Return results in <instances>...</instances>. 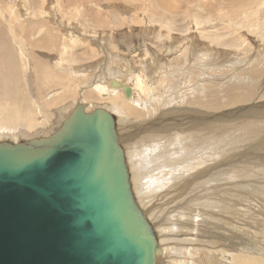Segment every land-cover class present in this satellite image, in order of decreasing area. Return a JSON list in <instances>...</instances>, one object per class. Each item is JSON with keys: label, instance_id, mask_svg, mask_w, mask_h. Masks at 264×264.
I'll list each match as a JSON object with an SVG mask.
<instances>
[{"label": "rangeland", "instance_id": "obj_1", "mask_svg": "<svg viewBox=\"0 0 264 264\" xmlns=\"http://www.w3.org/2000/svg\"><path fill=\"white\" fill-rule=\"evenodd\" d=\"M0 83L1 117L31 125L0 119V143L50 138L78 106L113 116L156 264L264 261V0H0Z\"/></svg>", "mask_w": 264, "mask_h": 264}, {"label": "water", "instance_id": "obj_2", "mask_svg": "<svg viewBox=\"0 0 264 264\" xmlns=\"http://www.w3.org/2000/svg\"><path fill=\"white\" fill-rule=\"evenodd\" d=\"M156 251L110 113L78 106L50 138L0 143V264H156Z\"/></svg>", "mask_w": 264, "mask_h": 264}, {"label": "bare ground", "instance_id": "obj_3", "mask_svg": "<svg viewBox=\"0 0 264 264\" xmlns=\"http://www.w3.org/2000/svg\"><path fill=\"white\" fill-rule=\"evenodd\" d=\"M74 41V40H73ZM17 66V65H16ZM15 66L14 65H12V66H10V67H8V69H12V70H14L15 68H14ZM36 67V66H35ZM35 67H34V70H35ZM40 68V67H39ZM38 69V68H37ZM37 69L35 70L36 72H37ZM15 72H16V70H15ZM35 74H37V73H35ZM20 75V74H19ZM96 75V74H95ZM36 76V75H35ZM28 80V79H27ZM7 81V80H6ZM6 81H5V83H6ZM4 82V81H3ZM9 82V81H8ZM15 82H16V80H15ZM54 82V81H53ZM4 83V84H5ZM14 83V82H13ZM52 83V82H51ZM0 84H2V83H0ZM8 84V83H7ZM28 84V83H27ZM26 84V85H27ZM16 85V84H15ZM48 85V84H47ZM102 85V84H101ZM5 86H7V87H5L6 89L8 88V85H6L5 84ZM13 86H14V84H13ZM19 86V85H18ZM21 86V85H20ZM137 86H138V88H139V90L141 91V92H143L144 93V88H143V82H142V80H138L137 81ZM27 87H28V85H27ZM110 87L111 88H113V89H116L115 87H124V86H122V85H119V83H117V82H115V81H112L111 82V84H110ZM18 88V87H17ZM17 88H15L14 87V92H12V93H9V92H6L5 91V98L6 99H11L12 97H18V95H19V90L17 89ZM42 89V88H41ZM45 89V88H44ZM3 94V95H4ZM21 94V93H20ZM210 94V93H209ZM124 95H125V93H124ZM132 97V96H131ZM210 97H212V96H210ZM208 98V99H211V98ZM19 99V98H18ZM131 99V98H130ZM216 99V98H215ZM6 101V100H5ZM12 101V100H11ZM17 101V100H16ZM207 101V100H206ZM210 101V100H209ZM7 103H9L8 101H7ZM22 103V102H21ZM15 104H18L17 102H15ZM32 104V103H31ZM9 105V104H8ZM7 105V106H8ZM138 105V104H137ZM11 106V105H10ZM85 106V105H84ZM1 107V106H0ZM62 107V106H61ZM133 107V106H132ZM124 108V110L129 114V115H131L132 117H135V114H137L135 111H133V109L132 108H129V107H127V108H125V107H123ZM21 108H20V106H15V108L14 107H12V108H5V110L6 111H3L4 113L6 112V114L4 115L3 114V117H1L2 115H0V119H2V120H4L5 121V123L7 124L6 126L7 127H10V128H15V126H19V125H27V126H31L30 125V123L28 122V120H27V113L24 111V109H23V112L20 110ZM61 109V108H60ZM59 109V110H60ZM3 110V109H2ZM58 110V111H59ZM30 111V110H29ZM106 111V110H105ZM25 112V113H24ZM85 112V111H84ZM86 113V112H85ZM91 113V112H90ZM109 113V112H108ZM41 114V113H40ZM46 115V114H45ZM48 115V114H47ZM138 116V115H137ZM67 117V116H66ZM65 117V118H66ZM140 117V116H139ZM31 118V117H30ZM29 118V119H30ZM42 119H44V118H42ZM46 119V118H45ZM30 120H32V119H30ZM32 122H35V121H33L32 120ZM46 122V121H45ZM2 123V122H1ZM32 125H33V123H32ZM34 125H36V124H34ZM36 127V126H35ZM27 128H29V127H27ZM33 128V127H32ZM32 128H31V130H32ZM44 129V128H43ZM29 130H30V128H29ZM47 130V129H46ZM3 134V133H2ZM3 138V137H2ZM174 140V139H173ZM173 140H171V141H173ZM159 143V142H158ZM185 143V142H184ZM169 144V143H168ZM182 144V143H181ZM172 145V144H171ZM184 145V144H183ZM164 147H166V146H164ZM163 148V147H162ZM171 148V147H170ZM165 149V148H164ZM164 149H162V150H164ZM166 149H167V147H166ZM169 151V150H168ZM159 152H161V151H159ZM164 153H165V151H163ZM162 152V153H163ZM172 155V154H171ZM131 157V156H130ZM157 156L155 155V157L154 158H156ZM159 157H161V156H159ZM163 157V156H162ZM158 159H160V158H157V160ZM128 160V159H127ZM154 160V159H153ZM152 160V161H153ZM160 160H162V159H160ZM145 161V160H144ZM152 161H150L151 163H152ZM164 161H166L165 159H164ZM164 161H161V162H164ZM180 161V160H179ZM184 161H185V159H184ZM126 162V161H125ZM148 162V161H147ZM146 161H145V163H147ZM149 162V163H150ZM154 162V161H153ZM156 162V164H157V162L158 161H155ZM160 162V164H162ZM167 162V165H166V163L165 164H163V165H159V167H155L156 169H154V171L155 170H158L159 168L161 169V168H165V169H167V167H165V166H168V165H170L171 166V159H169V160H167L166 161ZM141 163H143V161L141 162ZM145 163H143V164H145ZM150 163V164H151ZM131 163H129V165H130ZM133 164V163H132ZM140 165V166H144V165ZM203 164V163H202ZM202 164H201V166H202ZM262 164V163H261ZM127 165V164H126ZM152 165H153V163H152ZM131 166V165H130ZM134 166V165H133ZM132 166V167H133ZM157 166V165H156ZM170 166H169V168H170ZM153 167H154V165H153ZM173 167V166H172ZM128 168H129V166H128ZM127 168V169H128ZM144 168V167H143ZM163 168V169H164ZM150 169H151V167H150ZM149 169V170H150ZM153 169V168H152ZM151 169V170H152ZM171 169V168H170ZM174 169V168H173ZM190 169V168H189ZM132 171H133V169H131ZM130 170V171H131ZM147 170V169H146ZM149 170H147V171H149ZM150 170V171H151ZM169 170V169H168ZM162 171V170H161ZM191 170H188L187 172H189V173H191L190 172ZM136 172V171H135ZM139 172V171H138ZM151 172H153V170L151 171ZM142 173V172H141ZM154 173V172H153ZM174 172H171V174H172V176H171V180L170 181H172L173 179H174V175L175 174H173ZM194 173V172H193ZM192 173V174H193ZM130 174H132V172L130 173ZM145 174V173H144ZM189 175V174H188ZM191 175V174H190ZM194 175V174H193ZM198 175V174H197ZM130 176V175H129ZM146 176H148V175H146ZM204 176V175H203ZM131 177V176H130ZM136 177V176H135ZM142 177H144V176H142ZM199 177V176H198ZM198 177H194V180H197V179H199ZM201 177V176H200ZM132 178H133V176H132ZM139 178H141V177H139V176H137L136 177V180H137V182L139 183V184H135V185H133V184H131V185H133V187H134V191H137L138 190V188H140V179ZM189 178H190V176H189ZM215 179V178H214ZM147 181H150V183H153L150 187H148L147 189H150L151 190V192H154V191H156V190H160L161 188H163V186H164V183H163V186H161V184H160V182L158 181L159 180V178H158V176L157 175H152V176H150V178L149 179H146ZM168 180V179H167ZM130 180H128V182H129ZM142 182V181H141ZM131 183V182H130ZM133 183H134V181H133ZM143 183V182H142ZM144 183H146V182H144ZM162 183V182H161ZM167 184H169V183H167ZM145 185H150L149 183H146ZM136 186H138V188L136 187ZM161 186V187H160ZM192 186H195V185H192ZM129 187H130V185H129ZM185 188V187H184ZM187 188V187H186ZM215 188V187H214ZM209 189V188H208ZM192 190V189H191ZM133 191V192H134ZM138 193V192H137ZM139 194V193H138ZM153 194V193H152ZM152 194L151 193H149V197L150 196H152ZM146 196H147V194H146ZM234 196V195H233ZM236 197V196H235ZM144 198V197H143ZM142 198V199H143ZM148 198V197H147ZM181 198V197H180ZM137 199H139V198H137ZM144 200V199H143ZM197 201V200H196ZM208 201V200H207ZM141 203V202H140ZM216 203V202H215ZM224 207V206H223ZM140 208V207H139ZM142 208H140V210H141ZM226 210V209H225ZM153 211V210H152ZM148 213H150V211L148 212ZM217 214V213H216ZM150 216V215H149ZM151 217H152V215H151ZM171 218V217H170ZM156 221V220H155ZM156 228V227H155ZM157 229V228H156ZM158 230V234H160V231H159V229H157ZM154 233H155V231H154ZM156 234H157V232H156ZM157 234V235H158ZM236 249H238L237 247H236ZM234 250H235V248H234ZM239 250H242V249H239ZM245 250V248L242 250V251H244ZM158 252V251H157ZM257 252V251H256ZM249 253V252H248ZM252 253H255V252H252ZM158 255H159V252H158ZM260 255V253L257 255V256H259ZM223 256H225V255H223ZM222 256V257H223ZM230 257V259H231V264H264V261L263 260H261V258L262 257H250V256H247V255H242L241 256V254L240 255H232L231 254V256H229ZM224 258V257H223ZM160 264V263H159ZM222 264H225V263H222Z\"/></svg>", "mask_w": 264, "mask_h": 264}]
</instances>
